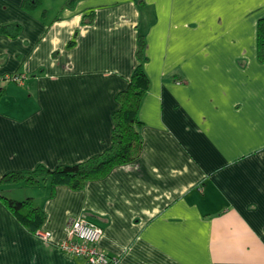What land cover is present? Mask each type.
<instances>
[{"label":"crops","instance_id":"1","mask_svg":"<svg viewBox=\"0 0 264 264\" xmlns=\"http://www.w3.org/2000/svg\"><path fill=\"white\" fill-rule=\"evenodd\" d=\"M24 1L0 0V29L20 26L0 33V77H25L0 82V175L111 146L139 30L150 88L137 161L81 191L22 198L44 209L51 240L0 200V264H87L58 245L80 215L104 229L98 247L118 264H264V0H44L33 12Z\"/></svg>","mask_w":264,"mask_h":264},{"label":"trees","instance_id":"2","mask_svg":"<svg viewBox=\"0 0 264 264\" xmlns=\"http://www.w3.org/2000/svg\"><path fill=\"white\" fill-rule=\"evenodd\" d=\"M80 0H66L67 7H74ZM144 6V0H138ZM44 0H25L24 9L30 12L42 9ZM94 13L85 16L84 24L91 23ZM20 31L19 25L4 26L0 33L16 36ZM72 45V43L70 44ZM146 33L139 30L138 34V65L132 73L128 87L117 95L120 108L113 114L114 130L111 146L103 153L74 165H61L49 169L43 165L29 172H9L0 175V200L15 216L18 222L30 233L37 235L48 219L44 209L30 197L17 200L4 194L10 186H50V197H55L59 186H67L73 191L84 190L92 181L106 178L112 171L123 165L137 161L142 153L143 139L141 135L142 122L139 111L150 88V79L144 69L147 61ZM258 60L264 64V17L258 22L257 30ZM0 88V98L4 95Z\"/></svg>","mask_w":264,"mask_h":264},{"label":"built area","instance_id":"3","mask_svg":"<svg viewBox=\"0 0 264 264\" xmlns=\"http://www.w3.org/2000/svg\"><path fill=\"white\" fill-rule=\"evenodd\" d=\"M24 76L14 75L0 77L1 81H10L18 84L24 83ZM38 236L45 241L51 240L52 235L43 230ZM104 237V229L85 215L72 219L67 226V239L60 242V249L72 256L84 258L87 264H118L116 257L110 256L101 250L98 245Z\"/></svg>","mask_w":264,"mask_h":264},{"label":"rangeland","instance_id":"4","mask_svg":"<svg viewBox=\"0 0 264 264\" xmlns=\"http://www.w3.org/2000/svg\"><path fill=\"white\" fill-rule=\"evenodd\" d=\"M11 189L10 193L7 195L10 198L17 199V200H24L25 196L28 194L29 196L38 197L40 194V190L35 186H10L8 187ZM7 188V189H8ZM31 194V195H30ZM38 204V203H37Z\"/></svg>","mask_w":264,"mask_h":264}]
</instances>
